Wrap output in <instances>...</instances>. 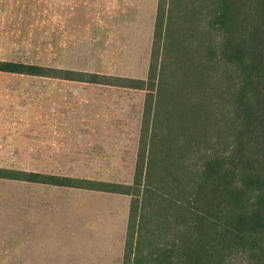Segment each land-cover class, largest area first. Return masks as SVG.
<instances>
[{"label": "trees", "instance_id": "16d2710c", "mask_svg": "<svg viewBox=\"0 0 264 264\" xmlns=\"http://www.w3.org/2000/svg\"><path fill=\"white\" fill-rule=\"evenodd\" d=\"M69 78L145 93L132 182L0 179L131 197L123 264H264V0H158L146 79Z\"/></svg>", "mask_w": 264, "mask_h": 264}, {"label": "rangeland", "instance_id": "374dc122", "mask_svg": "<svg viewBox=\"0 0 264 264\" xmlns=\"http://www.w3.org/2000/svg\"><path fill=\"white\" fill-rule=\"evenodd\" d=\"M71 1L73 20L70 26L75 30L71 45L78 55L74 58L76 62L71 64L56 63L55 60L59 58L53 53L54 49L57 51L59 43L56 32L64 24L60 22L57 12L59 7L61 10L66 6L67 0L0 1L6 8L9 5L12 8L20 7L21 14L25 16V19L22 17L25 20L23 23L13 24L12 28L16 31L21 28L22 37L26 36L27 63L104 76L146 79L149 64L145 62L143 55L140 63H127L123 62L122 57L106 54L110 49L115 50L118 42L124 41L114 35L115 32H110L107 36L103 33L105 28L111 24L116 27L115 21L124 18L115 16L121 9L123 0ZM107 12H112L114 17H108ZM38 13L39 16L36 17ZM147 18L148 15L138 17L137 24L147 28ZM82 51L88 56H81L79 53ZM21 79L20 88L9 90L5 99L7 103L26 104L28 107V111L23 113L27 115L25 118L28 130L22 125L18 130L28 131L29 134L26 139H22L27 142L29 152L21 155H28L33 159H0L1 169L120 184L132 182L144 92L50 77H28L26 81ZM8 83L12 87L17 82L11 80ZM10 114L13 116L18 113ZM63 121L74 123L75 128L65 130L62 127H52ZM71 132L75 133L74 136H66ZM48 141L54 142L55 146L60 145L61 141L70 142L74 153L63 154L67 156L65 159L39 158L46 155L42 148L50 145L45 144ZM37 191H14L13 194L20 197L26 195L28 198L37 195L36 199L39 201V190ZM18 203L14 205L15 210L11 215L0 217V236L4 237L0 239V264H92L86 256V251H89L87 241L76 230L71 231L69 228L60 231L62 234H58V237L49 236L51 239L42 242L46 246L39 253V204H27L22 202V198ZM59 218L60 213L57 219ZM41 235L48 234L42 232ZM65 243L76 253L62 251ZM4 251L18 258L5 263L1 256ZM58 251L62 257L56 254ZM26 254L29 256L25 257ZM107 264L121 263L110 259Z\"/></svg>", "mask_w": 264, "mask_h": 264}, {"label": "crops", "instance_id": "0c3cea01", "mask_svg": "<svg viewBox=\"0 0 264 264\" xmlns=\"http://www.w3.org/2000/svg\"><path fill=\"white\" fill-rule=\"evenodd\" d=\"M71 4L72 1L67 0L66 6L62 7L61 10L59 7V11L57 12V15L60 17V22L62 21L64 24L63 28L56 32V40L59 42L57 51L54 49L53 52L54 56L59 58L55 60L56 63L71 64L76 62L74 58L78 56L74 47L71 45V42L75 38V30L70 26V22L73 20L71 19V16L73 17ZM157 5L158 0H123L120 4L121 9L115 13V16L124 18L115 21L116 27H112L113 24H111V26L105 28L103 33L104 36H107L108 33L115 32L114 35L124 41H121V43L118 42L116 49L113 51L110 49L106 54L122 57L124 58L123 62L127 63H140V58L143 55L145 62L149 64ZM1 7L6 8L0 2V61L28 64L26 51L28 41L26 40V36L23 35L22 37L21 28H19V31L13 30L12 28L13 24L23 23L25 16L21 14L20 7L12 8L9 5L3 11H1ZM106 15H109L108 17H114L112 12H107ZM145 15H148L147 24L149 26L147 28L137 24L138 17ZM38 16L39 13L36 17ZM108 22L111 23L112 21ZM94 48L98 47L94 46ZM79 54H82L81 56H88L85 51ZM100 54L102 55V53ZM57 70L59 72L61 71V74L59 73L57 77L53 78L75 82L69 78L70 72L75 70ZM28 77L39 76L0 71V159L32 158L28 155H21L29 152L27 142L22 140L26 139L29 134L28 131L19 132L18 130L21 125L28 130L29 126L25 118L27 115L23 114L28 111V107L26 104L7 103L5 99L9 90H17L20 88L21 78H24L23 80L26 81ZM11 80H15L17 83L9 87L8 82ZM13 112L18 114L11 116L10 113ZM52 127H62L66 130L68 128L74 129L75 125L74 123L69 124L63 121L57 125H52ZM70 134L74 136L75 133L71 132L66 136ZM139 137L140 127H138L137 131L135 164ZM47 143H50V145H47L45 149L42 148V151L46 155H41L39 158L65 159L67 156L63 154L74 153V149L69 145L70 142L66 143L61 141L58 146H55L53 144L54 142L48 141L45 144ZM33 152H35L34 149ZM57 153L62 155H57ZM37 190H39V201L36 199L37 195H31L28 198L26 195L20 197L19 195L13 194L14 191L38 192ZM20 198H22V202L27 204L35 202L39 204V253L40 249L46 246L42 242L51 239L49 236L57 235L56 237H58V234H62L63 229L67 230L69 228L71 231L76 230L87 241L86 246L89 251H86V256L90 263L107 264L110 259H115L123 264L131 197L122 194L73 187L28 182L21 183L20 181L0 179V217L2 215H6L7 217L11 215L15 210L14 205L19 204ZM59 213L60 218L57 219ZM42 232L48 235H41ZM1 238L4 237L0 236ZM62 251H73L76 253L72 248H68V244L66 243ZM46 254L48 253L46 252ZM56 254L62 257L59 251ZM1 256L4 258L3 261L5 263H10L9 261L12 258H18L14 254L5 251ZM28 256L29 254L25 255V257Z\"/></svg>", "mask_w": 264, "mask_h": 264}]
</instances>
